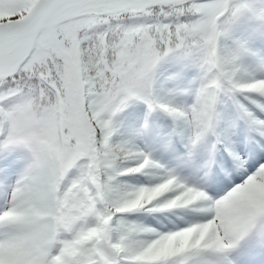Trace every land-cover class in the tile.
<instances>
[{"label": "snow or ice", "instance_id": "obj_1", "mask_svg": "<svg viewBox=\"0 0 264 264\" xmlns=\"http://www.w3.org/2000/svg\"><path fill=\"white\" fill-rule=\"evenodd\" d=\"M0 264H264V0H0Z\"/></svg>", "mask_w": 264, "mask_h": 264}]
</instances>
